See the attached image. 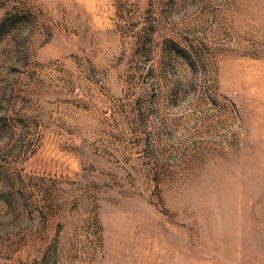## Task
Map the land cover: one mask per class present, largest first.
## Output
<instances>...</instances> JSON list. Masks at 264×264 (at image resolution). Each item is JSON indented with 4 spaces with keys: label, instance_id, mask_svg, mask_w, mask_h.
I'll use <instances>...</instances> for the list:
<instances>
[{
    "label": "rangeland",
    "instance_id": "rangeland-1",
    "mask_svg": "<svg viewBox=\"0 0 264 264\" xmlns=\"http://www.w3.org/2000/svg\"><path fill=\"white\" fill-rule=\"evenodd\" d=\"M0 264H264V0H0Z\"/></svg>",
    "mask_w": 264,
    "mask_h": 264
}]
</instances>
